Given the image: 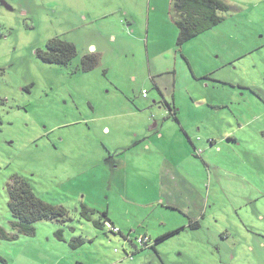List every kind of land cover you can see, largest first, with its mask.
<instances>
[{
  "label": "rangeland",
  "instance_id": "rangeland-1",
  "mask_svg": "<svg viewBox=\"0 0 264 264\" xmlns=\"http://www.w3.org/2000/svg\"><path fill=\"white\" fill-rule=\"evenodd\" d=\"M223 1L179 45L173 0H0V264H264V0ZM16 179L66 216L19 230Z\"/></svg>",
  "mask_w": 264,
  "mask_h": 264
},
{
  "label": "trees",
  "instance_id": "trees-1",
  "mask_svg": "<svg viewBox=\"0 0 264 264\" xmlns=\"http://www.w3.org/2000/svg\"><path fill=\"white\" fill-rule=\"evenodd\" d=\"M173 8L177 15L178 44L183 45L199 34L216 26L223 19L220 11L225 10L227 4L223 0H173ZM77 52V46L74 42L55 37L48 42L47 50L41 56L44 60L52 63L69 64L76 57ZM96 62L97 59L93 52L85 57L83 66L85 69H90ZM169 108L170 111H174L172 106L169 105ZM172 115L177 120L175 111L172 112ZM8 191L9 207L15 218L14 225L22 232L32 233L34 224L39 220L61 219L67 214L65 207L54 205L38 197L33 191L31 184L24 179H16L9 186ZM105 220L110 221L108 218ZM104 221L101 223L103 226ZM97 223L100 224L99 222ZM0 234H4L1 226ZM168 235L167 233L159 236L154 240L151 247L155 248L156 243ZM123 237L127 239L124 234ZM131 254L134 256L135 252H131Z\"/></svg>",
  "mask_w": 264,
  "mask_h": 264
},
{
  "label": "crops",
  "instance_id": "crops-1",
  "mask_svg": "<svg viewBox=\"0 0 264 264\" xmlns=\"http://www.w3.org/2000/svg\"><path fill=\"white\" fill-rule=\"evenodd\" d=\"M123 2H124V5L123 6H125L126 8H124L123 10H124V12L127 14V15H130V14H132V12H131V10L129 9V7L131 8V7H133V6H135V5H140V6H144V4L147 2L148 3V8H149V17H148V25H147V27H148V30L150 31V27H151V11H152V7L156 10V8H158V6L160 5V1L161 0H122ZM150 8H151V10H150ZM87 19V16H84L83 17V20H86ZM90 49L91 50H94V49H96V46L95 45H92L91 47H90ZM170 106H172V105H170ZM172 109L175 111V113H176V117H177V120H178V116H177V114H178V112H177V110H176V108H175V106H172ZM174 111H172V112H174ZM173 117H175V116H173ZM176 120V119H175ZM156 126H158V123H155L154 124V127H156ZM183 129H184V131L187 133V131H186V128H184V127H182ZM211 143H214V141H211ZM192 144H193V146H195V144H194V141H192ZM189 147H190V145H189ZM196 148V147H195ZM190 149H191V147H190Z\"/></svg>",
  "mask_w": 264,
  "mask_h": 264
},
{
  "label": "built area",
  "instance_id": "built-area-1",
  "mask_svg": "<svg viewBox=\"0 0 264 264\" xmlns=\"http://www.w3.org/2000/svg\"><path fill=\"white\" fill-rule=\"evenodd\" d=\"M146 95V93L144 94V96ZM104 226L107 228H109L110 232H112L113 234L116 233H120L121 230L115 226V224H113L110 221H104ZM137 242L141 244L142 247H148L152 244V239L148 234H142L140 236H138L137 238Z\"/></svg>",
  "mask_w": 264,
  "mask_h": 264
},
{
  "label": "flooded vegetation",
  "instance_id": "flooded-vegetation-1",
  "mask_svg": "<svg viewBox=\"0 0 264 264\" xmlns=\"http://www.w3.org/2000/svg\"><path fill=\"white\" fill-rule=\"evenodd\" d=\"M170 113H172V111H170ZM169 113V114H170ZM211 141H213V140H211ZM151 237V236H150ZM152 239V238H151ZM154 243V240L152 239V244ZM152 244L150 245V246H148V247H151L152 246ZM135 245H137V243H135ZM145 248H147V247H143V249H145ZM152 248V247H151ZM148 249V248H147Z\"/></svg>",
  "mask_w": 264,
  "mask_h": 264
}]
</instances>
